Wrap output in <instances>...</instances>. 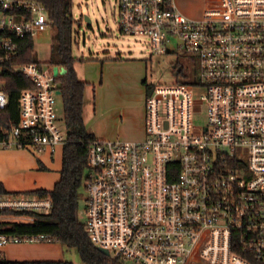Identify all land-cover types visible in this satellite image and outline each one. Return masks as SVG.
Segmentation results:
<instances>
[{
	"label": "built area",
	"instance_id": "obj_1",
	"mask_svg": "<svg viewBox=\"0 0 264 264\" xmlns=\"http://www.w3.org/2000/svg\"><path fill=\"white\" fill-rule=\"evenodd\" d=\"M117 3L121 32L148 37L157 54L173 44L197 57L199 71L188 79L175 61L174 82L145 85L143 138L90 142L91 241L132 264H264V0H205L200 18L175 0ZM48 27L39 2L0 0V74L18 57L13 36L34 39ZM58 68L15 65L33 85L19 93L15 122L0 118V147L39 155L65 144L55 111ZM199 94L204 125L193 121ZM7 104L0 80V113ZM51 206L50 198L0 196V210ZM40 237L0 234V248Z\"/></svg>",
	"mask_w": 264,
	"mask_h": 264
},
{
	"label": "rangeland",
	"instance_id": "obj_2",
	"mask_svg": "<svg viewBox=\"0 0 264 264\" xmlns=\"http://www.w3.org/2000/svg\"><path fill=\"white\" fill-rule=\"evenodd\" d=\"M205 0H179L181 11L190 18H200ZM180 9V8H179ZM72 55L82 59L77 64L78 75L87 78L84 114L89 131L98 138L136 140L142 137L141 123L145 120V92L143 86L172 83V62H179L188 79L198 74V59L178 48L168 47L165 53H155L146 36L129 35L119 30L117 0H72ZM84 15L90 18L86 21ZM51 27L34 38L36 58L45 66L51 55ZM98 58L84 64L83 60ZM79 61V60H78ZM86 63V62H85ZM75 68V66H74ZM178 81L185 80L182 74ZM94 94V98H93ZM193 121L204 125L205 104L200 94L196 97ZM94 102V103H93ZM93 104V105H92ZM55 111L62 133L66 132L63 102L55 95ZM88 169L85 170V176ZM86 179L79 188V218L86 222ZM20 218V217H17ZM38 240V239H36ZM61 245V244H60ZM63 260L86 264L77 250L64 247ZM114 257L113 253H110ZM125 264H132L123 260Z\"/></svg>",
	"mask_w": 264,
	"mask_h": 264
},
{
	"label": "trees",
	"instance_id": "obj_3",
	"mask_svg": "<svg viewBox=\"0 0 264 264\" xmlns=\"http://www.w3.org/2000/svg\"><path fill=\"white\" fill-rule=\"evenodd\" d=\"M35 1L42 5L52 32L51 55L45 63L63 70L57 80L63 102L66 142L62 147L59 178L52 189L9 192L0 182V196L26 194L50 198L52 202L49 212L1 209L0 234L27 237L42 235L40 239L44 241L75 248L80 259L86 264H125L122 259L101 252L91 241L85 222L79 218V188L86 179L89 144L96 136L87 129L84 120L85 90L88 83L78 77L74 68L76 57L72 55V0ZM13 39L18 43V57L4 63L0 74L8 98L6 109L0 113V118L6 120L5 122H15L19 93L33 85L31 80L15 70V65L27 62L42 63L36 58L33 37L13 36ZM0 264H73V262L63 259L9 260L1 255Z\"/></svg>",
	"mask_w": 264,
	"mask_h": 264
},
{
	"label": "crops",
	"instance_id": "obj_4",
	"mask_svg": "<svg viewBox=\"0 0 264 264\" xmlns=\"http://www.w3.org/2000/svg\"><path fill=\"white\" fill-rule=\"evenodd\" d=\"M178 8L179 0H175ZM86 58H76L75 70L78 73L77 64ZM98 58L83 60L97 61ZM79 60V61H78ZM81 60V61H80ZM86 62V63H85ZM78 77L87 83L84 74ZM91 88L90 85H88ZM143 86V90H144ZM86 95V92H85ZM93 94V98H94ZM94 103V102H93ZM93 105V104H92ZM86 116L84 114V120ZM142 137L144 136V123H141ZM137 140V139H136ZM62 147L55 153H42L36 155L29 150L20 148L0 147V182L9 192H29L37 189L50 190L59 178L62 163ZM1 255L9 260H46L62 259L63 248L60 243L47 242L42 239L25 240L21 242H8L0 248Z\"/></svg>",
	"mask_w": 264,
	"mask_h": 264
},
{
	"label": "water",
	"instance_id": "obj_5",
	"mask_svg": "<svg viewBox=\"0 0 264 264\" xmlns=\"http://www.w3.org/2000/svg\"><path fill=\"white\" fill-rule=\"evenodd\" d=\"M84 18H85L86 21H88V22L90 21V18L87 15H84ZM62 71L63 70L59 69V68L55 69V73H58V74H61ZM150 92H151V89L148 91V93H150ZM58 93H60V90H58ZM99 250L101 252H103L104 254L109 255V251L106 248L99 247Z\"/></svg>",
	"mask_w": 264,
	"mask_h": 264
},
{
	"label": "flooded vegetation",
	"instance_id": "obj_6",
	"mask_svg": "<svg viewBox=\"0 0 264 264\" xmlns=\"http://www.w3.org/2000/svg\"><path fill=\"white\" fill-rule=\"evenodd\" d=\"M144 92H145V89H144Z\"/></svg>",
	"mask_w": 264,
	"mask_h": 264
}]
</instances>
